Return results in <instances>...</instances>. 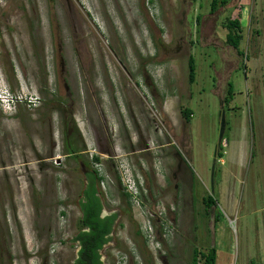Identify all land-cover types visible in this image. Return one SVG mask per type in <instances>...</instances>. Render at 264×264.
I'll return each mask as SVG.
<instances>
[{"label": "rangeland", "instance_id": "obj_1", "mask_svg": "<svg viewBox=\"0 0 264 264\" xmlns=\"http://www.w3.org/2000/svg\"><path fill=\"white\" fill-rule=\"evenodd\" d=\"M211 1L0 0V264H74L89 170L104 264H264V0Z\"/></svg>", "mask_w": 264, "mask_h": 264}, {"label": "trees", "instance_id": "obj_2", "mask_svg": "<svg viewBox=\"0 0 264 264\" xmlns=\"http://www.w3.org/2000/svg\"><path fill=\"white\" fill-rule=\"evenodd\" d=\"M225 1H222L221 4H224ZM218 6V0H212L210 3V11L214 12ZM229 29L226 34V43L238 50V47L241 42L240 32L242 27L239 24L238 19L230 20L227 23ZM239 55H243V52H240ZM194 61L192 58L188 60V81L191 83L194 79ZM233 95V84L228 83L227 98H231ZM225 100V102L228 101ZM181 114L183 118L188 122L191 116V111L189 109H182ZM93 162H97L98 158H92ZM94 181H91L81 192L80 199L78 201V206L80 210V227L77 234L72 238L73 242H79L81 245V250L79 252L76 264H85L81 259L83 253H86L85 250H91L93 256L88 258L87 264H102L98 261V256H96L95 251L101 249L102 245L105 244L109 239L107 236L112 231L114 221L117 218V214H112L103 219L99 217L100 212L103 208V204L100 199V194L98 191V185L102 182L103 177H101L97 172L93 171ZM211 202L212 200L209 199ZM209 202V203H210ZM213 203V201H212ZM217 258V251L214 247H210L208 251L204 254L199 253L196 250H193L192 257L189 264H198L199 260H202L203 264H215ZM252 264V263H251Z\"/></svg>", "mask_w": 264, "mask_h": 264}, {"label": "flooded vegetation", "instance_id": "obj_3", "mask_svg": "<svg viewBox=\"0 0 264 264\" xmlns=\"http://www.w3.org/2000/svg\"><path fill=\"white\" fill-rule=\"evenodd\" d=\"M88 173L86 174V178H85V185H84V188L87 186V185H89V183H91V181H94L93 179V177H90V176H93L94 174V172L92 171V170H89V171H87ZM100 199H101V197H100ZM101 202H102V199H101ZM103 204V203H102ZM112 214H117V212H113V211H111V212H107V211H105V209H104V205H103V208H102V210H101V212H100V215H99V217L101 218V219H103V218H105V217H107V216H110V215H112ZM119 218V216H118V214H117V218L115 219V221H114V225H113V229H112V231L110 232V234L107 236V238L109 239V241H107L105 244H103L102 245V247H101V249H98L97 251H95V253L94 254H96V256H98V261L100 262V263H102V264H104V256H103V252H104V250H105V248H107V247H109V245H110V243L113 241V230H114V227H115V225H116V223H117V219ZM72 240V239H71ZM72 243L74 244V246H76L77 248H78V250H77V255H76V260H75V262H74V264H76V261H77V259H79L78 258V255H79V252H80V250H81V245L79 244V242H73L72 241ZM85 252L86 253H83V256H82V261L85 263V264H87V263H89L88 262V258L89 257H92L93 256V252L91 251V250H85Z\"/></svg>", "mask_w": 264, "mask_h": 264}]
</instances>
